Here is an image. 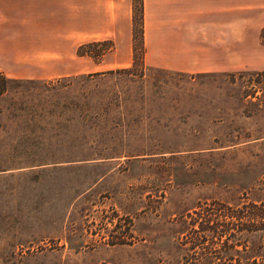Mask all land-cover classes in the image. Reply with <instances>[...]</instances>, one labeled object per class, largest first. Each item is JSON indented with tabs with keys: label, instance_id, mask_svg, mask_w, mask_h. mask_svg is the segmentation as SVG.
Wrapping results in <instances>:
<instances>
[{
	"label": "rangeland",
	"instance_id": "374dc122",
	"mask_svg": "<svg viewBox=\"0 0 264 264\" xmlns=\"http://www.w3.org/2000/svg\"><path fill=\"white\" fill-rule=\"evenodd\" d=\"M46 1L19 0V11ZM248 2L240 25L227 15L222 72L140 69L137 60L132 75L98 81L89 107L82 89L41 91L78 76L23 80L27 102L0 115V264H186L190 232L212 235L188 216L223 207L254 216L215 236L236 245L227 256L217 246L222 263L264 264V0H227V10ZM105 47L83 52L99 62ZM122 58L103 67L129 69L117 67ZM11 102L1 97L0 107ZM203 258L197 264H222Z\"/></svg>",
	"mask_w": 264,
	"mask_h": 264
},
{
	"label": "crops",
	"instance_id": "0c3cea01",
	"mask_svg": "<svg viewBox=\"0 0 264 264\" xmlns=\"http://www.w3.org/2000/svg\"><path fill=\"white\" fill-rule=\"evenodd\" d=\"M46 4L19 11V0H0V73L6 79L50 81L102 73L113 69L103 67L110 55L123 57L118 68L131 64V0ZM230 6L227 10V0H141L144 68L177 74L222 72L227 15L240 22L242 11L252 5ZM99 41H110L113 47L99 62L77 55L79 46Z\"/></svg>",
	"mask_w": 264,
	"mask_h": 264
},
{
	"label": "trees",
	"instance_id": "16d2710c",
	"mask_svg": "<svg viewBox=\"0 0 264 264\" xmlns=\"http://www.w3.org/2000/svg\"><path fill=\"white\" fill-rule=\"evenodd\" d=\"M131 3L133 4L132 9L134 10L135 4H138L139 10L137 12V18H136V27L135 29V19L134 15L132 13H135V10L131 11V14L133 17H131V38L134 40L135 38V30H137V34L139 37L140 45H141V55L139 58L134 56V46L132 48V63L131 67L129 69H124L122 71H107V72H102V73H96V74H90V75H81L78 77H74L72 79H65L63 82L56 83L55 85H45L41 84V91H43L44 94H49V93H59L63 91H71V90H77V89H82L83 92H81V95L84 97V103L83 105H87L89 107L90 99L92 98V88L97 87L98 81L103 80L105 77H110L114 74H124V75H132V69L134 68L137 60H138V67H143V42H142V14H141V0H138L135 2V0H131ZM258 44L262 47H264V22L262 26L260 27L258 31ZM107 46L105 47L104 51L105 52H110L112 50V43L110 41H99V42H93V43H88L81 45L77 48V55H87L91 58H97L98 55L93 53V52H83V49L89 46ZM104 52V53H105ZM102 53L101 55H103ZM29 83L27 81L23 80H9L6 79L1 73H0V98L5 97V96H10L12 102L7 106V107H0V115H8L10 112V108L14 106V103L24 105L27 102L26 97H24L23 93L19 90L22 84ZM46 97V95H44ZM50 105L56 106L55 103L48 102ZM82 120L83 117L80 115L79 116ZM8 132L9 129H6ZM194 216H188L190 218L191 223H196L200 222L204 225H206V230L210 232L212 235L206 239L205 237H201L198 235H195L194 232H196L194 229L190 233L193 234V238H191L189 241L190 244V251L192 253L191 257L186 260V264H197L198 259L201 260V257L203 258L204 261L207 263H210L213 259L219 260L221 259L220 257V252H217L220 246L222 247V251L224 256H227V254L231 251L234 250V247L236 246L235 244L233 245L232 243H229L228 238H233L232 235L227 234V238L223 242H215L217 239L215 238L218 237L220 238L221 235L218 234H225L228 230H230V226L233 225V223H238L243 220H249V218H253L254 215L252 213H249L250 215H247L248 213L241 211V210H230L228 208H207L203 209V211L200 212H194ZM251 220V219H250ZM220 226L221 230L217 231V228L214 225ZM202 238V239H201ZM237 252V251H234ZM229 257V256H228ZM226 257V258H228ZM225 262V261H224ZM222 263V259H221ZM224 264V263H222Z\"/></svg>",
	"mask_w": 264,
	"mask_h": 264
}]
</instances>
